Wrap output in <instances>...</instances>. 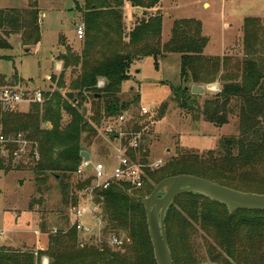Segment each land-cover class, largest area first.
Here are the masks:
<instances>
[{"label": "trees", "instance_id": "1", "mask_svg": "<svg viewBox=\"0 0 264 264\" xmlns=\"http://www.w3.org/2000/svg\"><path fill=\"white\" fill-rule=\"evenodd\" d=\"M160 1L83 0L82 23L86 32L83 50L78 57L70 52L61 55L63 70L80 66L81 74L69 85L71 92L65 97L58 92L43 94V103L32 104L25 113L4 111L0 106L2 132H23L29 141L37 144L40 158L33 164V169L44 183L48 178L55 181L60 191V205L67 209L79 203L78 193L89 185L88 181L82 182L75 175L83 151L82 136L96 135L88 120L98 125L103 115L105 119L122 115L130 103L139 99L138 95L130 102L118 98L123 83L130 78L134 61L150 57L157 67L162 57L173 54L179 56V78L184 83L198 86L225 82L221 91L205 100L200 108L196 96L183 88L174 89L178 106L187 112H196L205 123L215 127L226 125L228 116L236 114L238 135L222 138L219 149L207 152L204 158L178 152L160 173L148 172L149 179L156 185L168 177L191 175L237 191L264 194V69L259 71L254 60L264 46V19L244 20L242 33L246 58L233 67L228 57L204 55L208 38L202 35L201 23L194 19L174 21L169 41L161 44L162 15L149 14L136 23L125 42L122 12L125 2L146 15L145 12L158 11ZM40 29V14L34 5L24 10L0 9V35L20 34L23 46H35L40 42ZM10 49L9 43L0 41V51ZM0 59L4 57L0 55ZM99 78L104 80L102 88L97 87ZM4 84L0 76V88ZM88 100L94 108L90 118H85L82 108ZM163 110L164 107L161 114ZM63 113L68 116L66 122H63ZM46 123L49 127L44 126ZM140 127L134 122L132 131L138 132ZM143 153L145 158L148 157L147 150ZM9 166L15 168L11 163L6 166L0 163V168ZM153 188L147 182L139 191L115 184L97 195L96 201L102 204L105 233L127 234L131 241V262L105 249L103 254L77 250L71 244L77 233L70 229L52 241L48 251L51 264H96V261L101 262L98 264H155L149 252L150 238L141 204ZM173 204L179 207L181 215L174 210ZM63 212L57 211L60 215ZM193 224L199 225L216 243L218 250L211 255V262L264 264V211L239 210L230 214L225 206L203 196L185 194L178 197L165 217L173 264H198L189 245ZM176 250L183 256L180 257ZM34 259L33 254L0 246V264H34Z\"/></svg>", "mask_w": 264, "mask_h": 264}, {"label": "rangeland", "instance_id": "2", "mask_svg": "<svg viewBox=\"0 0 264 264\" xmlns=\"http://www.w3.org/2000/svg\"><path fill=\"white\" fill-rule=\"evenodd\" d=\"M162 2L159 3L158 8H165L164 11L166 10L168 15L164 17L163 10L160 9L145 12L146 15H143L141 14L143 11L131 7L129 3L130 12L124 11L123 8L125 42L128 41L127 36L136 23L147 18L149 14L162 15L161 44L169 41L174 21L194 19L201 23L202 35L208 38L204 55L228 57L233 67L246 58L242 33L244 20L264 19V0H164ZM3 4L18 10L29 9L34 5L40 14L41 38L35 46H23L20 34L9 37L0 35V41L11 45L10 50L0 51V55L4 57L0 59V76L5 83L1 87L10 84L22 94L23 98H30L35 90H40L43 94L58 92L65 97L71 92L70 83L81 74L80 66H69L63 70L62 62V69L58 73L55 66L61 60L62 54L70 52L72 56L78 57L83 50L85 27L82 40H78L74 34L76 26L83 25L82 15L85 11L83 0H4ZM133 10L141 13L136 16ZM254 60L259 71L264 69L263 45ZM10 81H13V84ZM99 81L104 80L99 78L97 83ZM224 83L216 81L208 85H198L204 88V93L195 97L199 108L205 100L219 93ZM191 86L192 83H184L179 78L178 55H165L159 60L157 67L154 66L152 58L145 57L134 61L130 69V78L123 83L122 91L118 95L119 100L123 102H130L135 100L137 95L139 96V99L130 103L127 111L132 115L134 122L141 125L139 130L142 136L141 147L148 151V158L151 161L164 160V165L154 170L157 173H160L170 158L175 157L178 152H189L204 158L207 152H216L219 149V141L222 138L238 135L236 114L228 116L226 125L215 127L205 123L196 112H187L178 106L176 95L173 94L174 89L183 88L185 91L187 88L185 92L190 93ZM31 105H20L19 112H28ZM83 107H87V114L84 117L90 118L91 112L93 113V103L88 100ZM141 107L148 109L149 114L141 116ZM162 107H164L163 114H161ZM62 116L63 122H66L68 116L64 113ZM105 118L103 115L98 125L88 120L96 130V135L82 136L83 151L95 155V159L99 160L107 158L104 154L106 143L97 132V129L103 128L107 120ZM44 126L49 127L46 124ZM34 163H36L34 160L27 158L15 168L11 166L0 168V246L33 254L34 264H43L42 262L51 264L48 251L51 250L52 241L68 233L67 207L60 205V191L55 181L48 178L44 183L35 173ZM147 178V185L155 186L148 175ZM173 206L181 215L179 207L175 204ZM59 210L64 211L62 215L57 213ZM54 229L62 230V233L58 234ZM32 231H37L38 234L34 235ZM118 233L119 235L103 233L99 238L76 234L71 244L77 250H85L88 253L95 251L103 254L104 249L109 250V253L124 256L130 261L131 241L126 233ZM112 235L122 243L119 249L117 245L111 246ZM189 245L191 252L197 257L198 264H218L209 260L218 250L216 243L199 225H192L189 231ZM149 250L154 260L152 246ZM176 252L180 257L183 256L182 252L178 250ZM96 262V264L101 263Z\"/></svg>", "mask_w": 264, "mask_h": 264}, {"label": "built area", "instance_id": "3", "mask_svg": "<svg viewBox=\"0 0 264 264\" xmlns=\"http://www.w3.org/2000/svg\"><path fill=\"white\" fill-rule=\"evenodd\" d=\"M74 34L78 40H82L84 26L82 24L76 26ZM103 86L104 81L97 83L98 88ZM43 101V93L40 90H35L30 98H23L22 94L12 86L0 88V106L4 111H19V106L22 104H42ZM140 114L145 116L149 114V110L141 107ZM133 124L134 119L127 111L122 115L107 119L103 128L97 129L106 143L104 154L107 158L105 160L95 159L96 156L89 152L88 160L81 157L75 175L82 182L88 181L89 185L78 193L79 203L67 209L68 230L71 229L84 237L99 238L105 233V225L102 204L99 200V202L96 201L97 195L115 184L125 186L128 190L139 191L148 181L147 172L164 165L163 159L151 161L143 156L142 136L139 131H132ZM27 158L35 162L39 161L37 144L29 141L23 132L4 134L0 127V163L3 165L11 163L16 167ZM35 234L38 233L35 232ZM111 240L112 247L117 245L119 249L122 245L114 235L111 236Z\"/></svg>", "mask_w": 264, "mask_h": 264}, {"label": "water", "instance_id": "4", "mask_svg": "<svg viewBox=\"0 0 264 264\" xmlns=\"http://www.w3.org/2000/svg\"><path fill=\"white\" fill-rule=\"evenodd\" d=\"M10 83L13 84V81ZM203 93L202 86H191L190 88L191 95L198 96ZM86 114L87 107H83L82 116ZM84 122L86 123L87 120ZM80 155L84 160L89 159L87 151H81ZM185 194L203 196L211 202L225 206L230 214L239 210L264 211V194L237 191L191 175L165 178L157 183L152 192L141 201L145 210L148 235L156 264H173L167 244L165 217L172 203Z\"/></svg>", "mask_w": 264, "mask_h": 264}, {"label": "crops", "instance_id": "5", "mask_svg": "<svg viewBox=\"0 0 264 264\" xmlns=\"http://www.w3.org/2000/svg\"><path fill=\"white\" fill-rule=\"evenodd\" d=\"M162 1H164V0H161V2L160 3H163ZM0 3H2V5L0 4V9H10L11 8V6H9V5H4L3 3H4V0H0ZM124 11L125 10H128L129 12H130V10H129V4L127 3V2H125V4H124ZM160 10H163V17L164 16H167L168 14H167V12H165L164 11V9L165 8H159ZM133 13L136 15V16H138V14H140L141 12H139V11H137V10H133ZM62 69V61L60 60V61H58L57 63H56V66H55V70L57 71V73H58V71H60ZM48 78V77H47ZM11 82V81H10ZM46 125H48L49 126V124L48 123H46ZM16 219H18V218H16ZM21 231V230H20ZM33 233H34V235H36L35 234V232H37V231H32ZM4 245V244H3Z\"/></svg>", "mask_w": 264, "mask_h": 264}]
</instances>
